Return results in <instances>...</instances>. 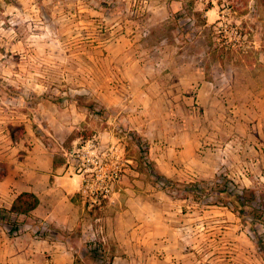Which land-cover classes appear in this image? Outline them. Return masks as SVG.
I'll return each instance as SVG.
<instances>
[{"label": "rangeland", "instance_id": "rangeland-1", "mask_svg": "<svg viewBox=\"0 0 264 264\" xmlns=\"http://www.w3.org/2000/svg\"><path fill=\"white\" fill-rule=\"evenodd\" d=\"M135 135L156 171L264 200V0H0V175L36 137L79 174L92 139L118 173L81 174L90 219L70 227L0 219V264H264V212L255 235L161 191Z\"/></svg>", "mask_w": 264, "mask_h": 264}, {"label": "crops", "instance_id": "crops-1", "mask_svg": "<svg viewBox=\"0 0 264 264\" xmlns=\"http://www.w3.org/2000/svg\"><path fill=\"white\" fill-rule=\"evenodd\" d=\"M38 141L36 137L29 154L25 155L26 161H19L3 176L0 205L8 209L20 192L31 191L39 198V204L29 213L33 219H45L54 226L62 224L64 228L90 219L82 198V175L74 172L65 161L55 164L54 153Z\"/></svg>", "mask_w": 264, "mask_h": 264}, {"label": "trees", "instance_id": "trees-1", "mask_svg": "<svg viewBox=\"0 0 264 264\" xmlns=\"http://www.w3.org/2000/svg\"><path fill=\"white\" fill-rule=\"evenodd\" d=\"M37 136L40 137L39 135ZM135 139H137V145L139 146L140 169L142 170L147 167L148 170L149 168L147 175L154 186L159 187V189L165 193L175 192L184 199L191 198L192 200L206 202V204H222L227 206L240 218L244 227L249 228L255 235L257 234L255 225L264 212V200L254 189L246 187L239 188L229 178L221 174L215 176L212 180H174L155 170V164L148 159L147 152L140 151V148H143L141 138L135 135ZM56 163L55 161V164ZM4 175L5 173L0 176ZM38 204L39 198L33 192L22 191L15 197L8 209L0 210V219L8 220L12 218V216L18 217L27 215L33 211ZM258 242V247L264 255V244L260 242V240Z\"/></svg>", "mask_w": 264, "mask_h": 264}, {"label": "built area", "instance_id": "built-area-1", "mask_svg": "<svg viewBox=\"0 0 264 264\" xmlns=\"http://www.w3.org/2000/svg\"><path fill=\"white\" fill-rule=\"evenodd\" d=\"M79 150H81V152H83V150L85 151L84 153H80L76 164L78 172L83 174V187H87L90 181L94 182L107 178L108 182L111 183L112 180L117 178L118 173L114 168H110L108 171H101L100 158L95 152L96 145L92 139H87L85 144L81 146V149H78V151ZM110 187H112V185ZM96 190L100 193L102 191L109 192V187L105 186L103 188H97L95 191Z\"/></svg>", "mask_w": 264, "mask_h": 264}]
</instances>
